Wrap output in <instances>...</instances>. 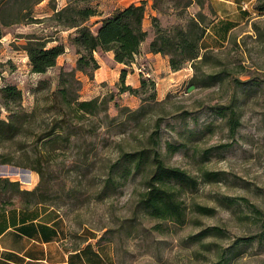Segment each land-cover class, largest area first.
<instances>
[{"label":"rangeland","instance_id":"rangeland-1","mask_svg":"<svg viewBox=\"0 0 264 264\" xmlns=\"http://www.w3.org/2000/svg\"><path fill=\"white\" fill-rule=\"evenodd\" d=\"M93 1L76 0L75 3L84 6L93 5ZM110 1H103L102 7H110ZM263 1H245L249 16L231 32L227 42L217 50H210L206 63H185L186 70L174 75L167 84H157L158 77L148 62L153 89L146 85L137 95L118 92L122 70L124 85H127L125 68L114 80L100 84L99 94H103L94 97H112L108 105L110 117L118 114L120 106L137 109L146 98L145 111L128 130L132 133H126L123 139L120 135L112 136L107 146L101 145L102 133L83 138L76 133L66 146L48 152L43 162L46 203L57 207L72 227H83L99 234L102 241H110L113 253L108 264H264V238H258L264 216L256 218L247 207L249 202L264 212V10L255 8ZM56 4L58 0H42L33 9L34 17L38 18L36 22L12 25L0 31V85L15 84L21 90L25 109L37 105L39 113L49 116L50 112H44L49 103L46 97L56 88L59 71L71 70L78 56L77 47L69 40V36L75 35L74 28L57 25L50 17L54 8L59 9ZM160 9L155 10L154 16L163 30L185 26L188 16L196 13L205 15L204 23L212 17L208 0H199V3L193 0L186 7L183 0H162ZM94 21L90 17L86 22L92 30ZM153 23L151 15L143 20L147 36L139 47L144 43L148 46L154 36ZM27 34L41 38L46 47L64 45L55 65L44 73L31 71L26 51L22 49ZM106 52H94V56L108 70L112 61ZM141 63L145 62L131 65L140 75L139 84L140 78L146 77L138 69ZM94 72L88 77L75 71L80 99L96 93L84 78L92 79ZM217 73L223 79L221 83L207 78ZM193 75L196 82L190 83ZM190 85L194 87L188 91ZM228 103H233L238 121L233 130L227 119L214 110ZM180 116L185 119L181 121ZM193 128L195 135L185 139V149L166 151V141H177L179 133L187 137ZM156 129L163 144L165 163L186 170L196 180L194 187L177 191L183 212L180 223L142 211L138 200L143 186L138 180L128 179L107 196H99L102 167L121 148L131 150L137 143L136 136L139 138L142 133ZM203 169L218 174L209 181L201 176ZM18 172H29L30 179L21 181ZM0 177L18 180L22 189H32L39 181L36 171L11 164H0ZM31 177L37 179L35 184ZM222 200L225 204L229 201V206L222 204ZM14 201L21 203L16 196ZM196 204L211 207L210 214L196 211ZM212 226L219 227L221 234L200 236V231Z\"/></svg>","mask_w":264,"mask_h":264},{"label":"trees","instance_id":"trees-1","mask_svg":"<svg viewBox=\"0 0 264 264\" xmlns=\"http://www.w3.org/2000/svg\"><path fill=\"white\" fill-rule=\"evenodd\" d=\"M41 1L0 0V31L12 25L36 22L38 18L34 17L33 9ZM75 1L68 0L61 8H54L50 16L57 25L74 28L75 35L69 36V40L77 47L78 54L71 70L59 71L58 84L46 97L49 103L44 112H50L51 115L39 113L37 105L30 110L25 109L22 105L21 90L15 84L0 85V164L29 168L39 175L38 183L28 190L22 189L18 180L0 177V209L14 204L15 196L24 205L46 203L47 186L43 180V162L49 151L66 146L72 134L78 133L83 138L84 135L96 137L102 133L101 145L107 146L111 143L112 136L120 135L123 139L126 133H132L128 131L131 130V124L145 111L146 98L142 99V104L137 109L130 110L120 106L118 114L110 117L108 105L112 97L105 95L80 99L77 93L80 83L74 76L75 71H80L92 77L99 66L94 52L111 51L114 61L126 65L133 62L134 55L147 36V31L142 27L145 1L115 8L105 16H102L95 4L79 6ZM192 1L183 0V7ZM161 2L162 0H152L151 8L161 11ZM255 8L263 11L264 1L258 3ZM93 16L101 17L94 21L95 28L92 30L86 22ZM204 16L202 13L189 15L185 26L177 25L173 30L161 29L156 23L157 17L151 16L154 22V36L148 43V51L168 56L172 70L181 69L185 63H206L210 59V50L200 51V40L207 24L203 22ZM25 38L22 49L26 51L32 72L44 73L55 65L57 57L64 51V45L61 43L46 47V42L33 34H27ZM124 75L122 70L119 75V92L127 91L137 95L146 85L154 88V81L149 77H141L138 87L124 85ZM207 78L213 83L223 81L219 73L209 74ZM195 82L196 76L193 75L190 83ZM214 110L221 118L227 119L230 130L237 126L233 103L219 105ZM179 118L181 121L185 119L184 116ZM73 122L80 125L75 126ZM195 131L194 128L189 130L187 137L184 133H179L177 141H166V151L185 149V139L193 138ZM134 139L137 143L131 150L121 148L117 156L102 167L99 196H107L128 179L138 180L143 186L138 200L142 211L150 216L180 223L183 212L177 191L194 187L195 178L186 170L165 163L163 144L157 129L147 134L142 133L141 137L136 136ZM91 144L96 146L94 141ZM217 174L205 169L201 171V176L209 181L216 178ZM221 202L229 206V201L226 204L224 200ZM247 207L256 218L264 216V212L254 204L247 202ZM195 210L210 214L212 208L196 204ZM261 226L262 230L258 234L260 240L264 238V224ZM209 234L220 235L221 229L212 226L200 231V236Z\"/></svg>","mask_w":264,"mask_h":264},{"label":"crops","instance_id":"crops-1","mask_svg":"<svg viewBox=\"0 0 264 264\" xmlns=\"http://www.w3.org/2000/svg\"><path fill=\"white\" fill-rule=\"evenodd\" d=\"M67 1L58 0L56 6L61 8L67 4ZM103 1L105 0L93 2L102 16H105L117 7L121 8L129 3L138 4L141 0H111L108 8L102 7ZM144 1L143 20L149 15L156 14V11L151 8L152 0ZM245 1L251 0H208L212 17L206 24L204 35L200 40L201 52L217 50L227 42L231 32L249 16L242 8V3ZM100 17L93 16L95 20ZM146 44L141 45L130 65L114 61L112 52L107 51L106 54L112 61L108 70H105V66L99 62L94 77L92 79L84 77L87 81L86 85L92 86V90H97L92 97L102 95L103 93L99 94V90L102 89L100 84L117 78L122 68H125L127 72L126 84L138 87L140 75L132 70L131 65L139 61L148 62L153 66V73L158 77L157 84L160 86L167 84L182 70H186V67L172 70L168 64V57L148 51ZM156 91L158 92V88ZM31 180L32 184L37 181L35 177H31ZM25 188L29 189V187ZM112 253L110 241H102L99 234L87 231L83 227H72L60 210L53 205L14 203L0 209V264H26L27 262L108 264L111 263Z\"/></svg>","mask_w":264,"mask_h":264},{"label":"built area","instance_id":"built-area-1","mask_svg":"<svg viewBox=\"0 0 264 264\" xmlns=\"http://www.w3.org/2000/svg\"><path fill=\"white\" fill-rule=\"evenodd\" d=\"M242 8H244V9L247 8V3L246 2L242 3ZM138 69L140 70V72H142L144 74V76H146V77L150 76V74L148 72V64L146 62L145 63H141L139 65ZM188 69H191V68H188Z\"/></svg>","mask_w":264,"mask_h":264},{"label":"bare ground","instance_id":"bare-ground-1","mask_svg":"<svg viewBox=\"0 0 264 264\" xmlns=\"http://www.w3.org/2000/svg\"><path fill=\"white\" fill-rule=\"evenodd\" d=\"M17 170H19V169H17ZM16 170V171H17ZM26 171V170H25ZM18 175H20V177H21V181H23V182H27V180L29 179V177H30V173L29 172H18L17 173Z\"/></svg>","mask_w":264,"mask_h":264},{"label":"water","instance_id":"water-1","mask_svg":"<svg viewBox=\"0 0 264 264\" xmlns=\"http://www.w3.org/2000/svg\"><path fill=\"white\" fill-rule=\"evenodd\" d=\"M193 87H194L193 85H190V86L187 88V90L190 91V90L193 89Z\"/></svg>","mask_w":264,"mask_h":264}]
</instances>
